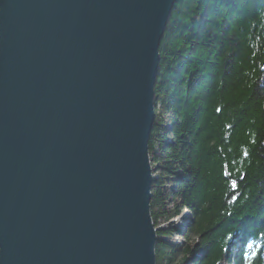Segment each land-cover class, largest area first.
I'll return each instance as SVG.
<instances>
[{"label":"water","instance_id":"water-1","mask_svg":"<svg viewBox=\"0 0 264 264\" xmlns=\"http://www.w3.org/2000/svg\"><path fill=\"white\" fill-rule=\"evenodd\" d=\"M174 1L0 0V264H155L148 139Z\"/></svg>","mask_w":264,"mask_h":264},{"label":"trees","instance_id":"trees-1","mask_svg":"<svg viewBox=\"0 0 264 264\" xmlns=\"http://www.w3.org/2000/svg\"><path fill=\"white\" fill-rule=\"evenodd\" d=\"M158 54L155 264H264V0H175Z\"/></svg>","mask_w":264,"mask_h":264},{"label":"rangeland","instance_id":"rangeland-1","mask_svg":"<svg viewBox=\"0 0 264 264\" xmlns=\"http://www.w3.org/2000/svg\"><path fill=\"white\" fill-rule=\"evenodd\" d=\"M185 215H186V213H185V211H183V214L180 217H178L176 219H173L172 222H171L172 226L176 228V227H180V225L184 224L185 223L184 222L185 221L184 220ZM167 240H169V239L167 238ZM174 240H179V237L175 236Z\"/></svg>","mask_w":264,"mask_h":264},{"label":"bare ground","instance_id":"bare-ground-1","mask_svg":"<svg viewBox=\"0 0 264 264\" xmlns=\"http://www.w3.org/2000/svg\"><path fill=\"white\" fill-rule=\"evenodd\" d=\"M181 226H182V225H180V227H181ZM183 226H184V224H183ZM183 226H182V227H183Z\"/></svg>","mask_w":264,"mask_h":264}]
</instances>
